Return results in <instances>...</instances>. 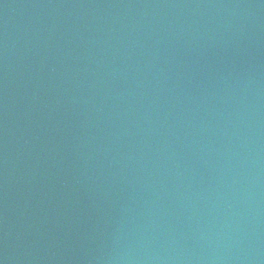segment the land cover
Returning <instances> with one entry per match:
<instances>
[{"label":"water","instance_id":"95a60500","mask_svg":"<svg viewBox=\"0 0 264 264\" xmlns=\"http://www.w3.org/2000/svg\"><path fill=\"white\" fill-rule=\"evenodd\" d=\"M0 264H264V0H0Z\"/></svg>","mask_w":264,"mask_h":264}]
</instances>
